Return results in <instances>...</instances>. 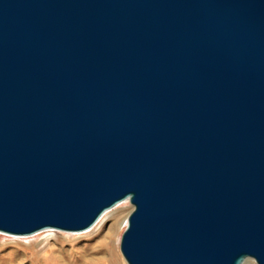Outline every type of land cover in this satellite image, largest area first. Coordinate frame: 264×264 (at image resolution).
I'll return each mask as SVG.
<instances>
[{
    "label": "water",
    "instance_id": "95a60500",
    "mask_svg": "<svg viewBox=\"0 0 264 264\" xmlns=\"http://www.w3.org/2000/svg\"><path fill=\"white\" fill-rule=\"evenodd\" d=\"M125 200L126 264H264V0H0V232Z\"/></svg>",
    "mask_w": 264,
    "mask_h": 264
},
{
    "label": "rangeland",
    "instance_id": "374dc122",
    "mask_svg": "<svg viewBox=\"0 0 264 264\" xmlns=\"http://www.w3.org/2000/svg\"><path fill=\"white\" fill-rule=\"evenodd\" d=\"M131 211H132V206L130 205L129 201L119 205L117 208L109 212L110 214L106 222L101 226L99 230L95 232H92L94 228L84 233H80V232L64 233L58 231H46V232L53 233L52 236L53 240L51 242H54V245L56 246L63 247V249L66 251L73 250L77 252H82V254L85 253V255L89 258H96L101 256L100 252L106 250L107 257L110 260H112L113 264H118L114 260V255H113L114 251L112 252V245L110 247L104 246L108 242V231L111 227V224L115 223L117 224L115 229L116 236L113 239L115 245V255L119 258L121 264H126L119 252V241L125 229L127 217ZM121 225L122 227H120ZM39 240L40 238L37 239L31 238L29 240L12 239L11 237H6V235L4 236L0 235V264H32V263L40 264L39 262L42 261L41 260L42 257L41 255L37 256L36 252L40 250L41 251L40 254H41L42 251L45 250V247H39L37 249H31V248L27 249V247L30 246V243L33 242L35 243L38 242ZM13 243L21 244L23 246H26V248L18 247L16 245H13ZM13 251H15V253L12 256L8 257V255ZM23 252L27 253L26 259L23 257H22L23 259L21 258V256H23ZM80 255H76V258H80ZM48 256H46L43 259L44 261L41 262L42 264H48ZM104 256L106 255H103V257ZM19 258H21L22 260ZM67 260L68 259H66V261ZM243 264H255V262L252 259H247Z\"/></svg>",
    "mask_w": 264,
    "mask_h": 264
},
{
    "label": "bare ground",
    "instance_id": "6f19581e",
    "mask_svg": "<svg viewBox=\"0 0 264 264\" xmlns=\"http://www.w3.org/2000/svg\"><path fill=\"white\" fill-rule=\"evenodd\" d=\"M125 202H128V200H125V201L119 203L118 205H116L114 208H112L108 211H105L102 214V216L98 219V221L91 228H89L88 230H85L83 232H80V233L87 232V231L91 230L92 228H94L92 230V232L99 230L101 228V226L106 222V220L110 214L109 212H111L112 210H114L119 205H121ZM122 225L120 227H122ZM116 226H117V224H115V223L111 224V227L108 231V242L104 246L110 247L112 245V252L114 251V254H113L114 260L116 261V263L121 264L119 258L115 255V245H114V240H113L116 236V231H115ZM46 231H58V232H64V233H71V232H65V231H60V230H56V229H46V230H42L40 232H37L35 234L26 235V236L9 235V234H5V233H1V232H0V235L1 236L6 235V237H11L12 239H27V240H29L31 238H36V239L40 238V240L38 242L30 243V246L27 247V249L28 248L37 249L39 247H45V250L42 251L41 254H40V252H41L40 250L36 252L37 256L41 255V257H42V259H41L42 261L39 260L40 264H42L41 262H43L44 261L43 259L48 255H49L48 256V264H77L79 262H80L79 264H113L112 260H110L107 257V251L106 250L103 252H100L101 256L96 257V258H89L85 255V253L82 254V252H77V251H73V250L66 251L63 249V247L54 245V242H51L53 240L52 239L53 233H49ZM13 245H16V246L21 247V248H26V246H23V245L18 244V243H13ZM14 253H15V251L11 252L8 255V257L12 256ZM16 253H17V251H16ZM80 253H81V255H80ZM76 255H80V258H76ZM103 255H106V256L103 257ZM22 257L26 259L27 253L23 252V256H21V258ZM21 258H19V259H21ZM66 259H68V260L66 261ZM32 264H34V263H32Z\"/></svg>",
    "mask_w": 264,
    "mask_h": 264
}]
</instances>
